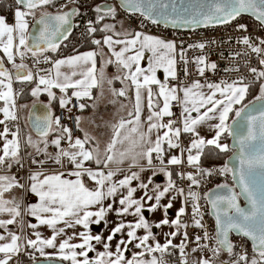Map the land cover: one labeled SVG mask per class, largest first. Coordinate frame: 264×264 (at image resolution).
<instances>
[{"label": "snow or ice", "instance_id": "obj_1", "mask_svg": "<svg viewBox=\"0 0 264 264\" xmlns=\"http://www.w3.org/2000/svg\"><path fill=\"white\" fill-rule=\"evenodd\" d=\"M119 5L130 13H139L145 19L152 23L171 22L178 26L195 25H223L234 21L242 13L252 14L262 25H264V0H210L206 4H201L190 13H177L173 16L165 11L168 5L163 0H118ZM53 0H16V4L28 11H22L17 7L14 12V24H8L4 16H0V47H2L7 60L12 62L15 70V79L19 82H31L38 78L36 87L32 89L31 94L37 96L41 91L47 92L50 101L56 99L54 88L59 89L63 94L59 97V104L66 108L75 97L80 110L89 105L81 102L84 98L97 99L92 96L94 88H102L105 80L104 67L108 64H115L118 71L123 75H117L108 79L107 83L112 85L113 80H119L122 84L130 82L129 86L133 90L134 96L129 97V86L120 89L111 88L113 97H126L133 100L132 107L127 112V118L121 116L117 123L111 125L112 136L110 141L101 153L98 146L88 148V143L94 139L88 133L84 134L83 139L76 137L73 141L71 130L66 125L61 124L59 117L53 118L50 109L45 106L46 111L43 115H36L35 111L30 112V123L33 130L40 137L43 147L38 142L33 141L29 135L27 143L35 147L36 154H44V159L35 160L33 163L44 165L52 162L61 167L65 162L71 165V170L66 174L56 172L52 174H43L41 172H32L28 179L30 185L28 191L39 197L38 203L27 204L24 206V213L36 218L39 225H46L52 229V236L42 238L39 231H34L35 239L27 238L26 247L21 244L22 237L9 231L8 225L13 224L17 217L21 216V203L13 198L4 199V193L12 190L14 187H24L19 185L16 176L0 174V214H7L11 219L0 220V229L7 232V236L0 235V264H13V258L16 257L15 264H21L19 254L24 253L26 248L32 249L28 253L31 264H38L34 253L38 252L41 257L51 259L53 256L60 261H70V264H167L163 259V254L168 252L169 248H179L182 257V264L185 255V244L179 246L173 245L167 235L175 236L172 232L166 235V242L161 245L156 242L149 244V240H155L151 231L152 227L160 228L162 225L174 226L179 230L181 227L187 228L182 217L186 214V206L191 202V223L193 226L202 228V213L198 203L200 195L193 190V185L198 186L200 180L197 176L203 178L211 175L212 170L199 166V161L207 146H213L220 152H227L229 145L220 142L221 136L227 133L235 140L233 145V158L236 163L230 166V161H225L224 165L218 169L221 175L231 173L237 181L240 193H237L227 184L217 185L218 189H226L227 194L219 191L209 190L204 196L211 205L212 214L215 217V237L214 246L211 249L214 257H218L221 251L226 252L230 257L237 256L234 261H221V264H264V83L260 84V94L254 101L242 104L245 96L248 94L250 85L244 83V78L229 82L220 80L211 82L208 79L193 80L185 84L179 81L177 73V57L184 65V74H189L187 65V49L180 46L177 53V43L175 40H167L153 35L145 34L141 31L121 32L115 31V25L105 23L100 31L104 32L103 44L108 47L111 56L115 60L108 59L102 62L99 79L96 76V56L103 55L95 51H86L65 58L56 59L52 62V69L55 70L53 76L52 69H39L34 76L31 70L27 69L24 63L16 64L14 55L24 56L21 46L31 52L33 57L42 54L48 50L57 51L60 43L67 40L73 31L72 17L79 15V9L74 7L68 11H59L56 14L42 13L36 23L40 26L34 35L28 32V22L26 16L31 14V9L37 6L50 5ZM97 13L96 22L99 23L105 17H115L116 7L112 4L97 5L94 9ZM175 13V4L172 6ZM237 30L247 31V25L238 24ZM85 31L92 35L97 31L93 26V21L86 22ZM113 32L117 37L108 35ZM29 37L32 43L29 44ZM18 41V43H17ZM92 44L99 46L101 40L92 39ZM214 40H202L195 44H189L188 49L199 48L203 50L206 45L214 44ZM238 43H243L259 57L260 70L257 67H251L250 71L259 80H264V39H260L259 45L252 42L247 35L238 38ZM116 46H120L116 50ZM145 52L151 53L148 57V67L142 68L140 60ZM132 53V54H129ZM48 56H44L45 62ZM39 63V60H36ZM196 65V72L200 77H205L208 70L215 71L218 68L216 62H211L203 54L198 55L192 61ZM62 66L72 69L70 74L61 71ZM157 68H162L165 73L163 82L156 76ZM79 69V71H77ZM234 69L226 68L225 71ZM45 74H41V73ZM13 73L4 66V61L0 60V100L4 101V107L0 112L4 113V119L0 124L5 125L0 136L4 137L2 149H0V172L11 168L14 163L21 164L19 158V129L10 133L11 139L7 136L10 132L6 121L15 120L14 93L12 90ZM79 76L80 78H75ZM169 78L177 80V84H169ZM7 81V83H5ZM152 85L158 86V92H154ZM3 89H7L6 91ZM71 89L69 97L68 90ZM206 89V90H205ZM147 92L148 115L146 117L147 131L144 130V121H142L143 111V93ZM103 93L101 92V95ZM219 95L220 98H217ZM162 98V107L159 100ZM177 101L181 106L180 126L172 119L163 122L164 117H171V102ZM256 102H260L256 106ZM110 103L115 104L113 99ZM241 105L240 107H234ZM95 108V102L90 105ZM126 105L121 104V109ZM70 111V110H69ZM234 112L235 116L231 119L242 117L245 121L246 131L241 132L234 124L228 123L229 114ZM193 113L196 115L193 116ZM71 118V117H69ZM79 117H76L77 127L79 128ZM218 119V123L211 125L215 130V135L206 139L200 136L198 126L209 120ZM53 124L56 125L53 128ZM156 131L155 140L151 139V134ZM161 130L162 134H161ZM59 131V135L48 140L50 132ZM67 134L68 148L61 147V141ZM190 134V142L187 146H182L180 136ZM54 145L58 151L48 152V144ZM117 145L122 147L117 148ZM165 145L167 148H165ZM180 149L181 154L187 153L186 162L196 168V173L179 172L181 179H188L190 184L187 191L176 186L172 179V173L169 165H179L183 161L181 156L168 155V150ZM195 152V154H193ZM154 154V155H153ZM167 156V163L165 159ZM126 160H130L128 168H122L119 165ZM141 160H146V167L140 164ZM158 161L154 163L153 161ZM94 164L95 167L85 166ZM116 165V167H113ZM134 168L138 170H133ZM149 169L152 176L148 177L149 183H145L141 173ZM158 173H163L167 177L165 184L152 183V177ZM122 178H116L117 175ZM65 175L74 176L75 179H66ZM41 176L43 178L41 179ZM91 180L94 184L89 188L85 180ZM136 181L137 186H131ZM150 184L152 185L150 187ZM143 190L144 194L136 198L134 193ZM174 193L167 204L162 205V198L166 194ZM243 195L247 201L248 207H241L237 203L239 195ZM183 197V204L175 213L174 219L169 220L168 209L173 206V200L176 197ZM118 205L115 206L117 203ZM112 199V203L105 201ZM154 201V203H153ZM147 205L150 212L163 208L165 212L164 219L155 224H150L142 214V209ZM93 207L96 208L92 211ZM108 212H115L118 217L133 216L134 222L125 223L123 219L116 222V226L111 228L108 236L105 238L102 234L92 235L88 229L90 223L99 224L103 222L107 225L106 215ZM201 217L197 219L196 217ZM95 217V219H93ZM62 225V226H59ZM31 228L36 229V224H30ZM77 226H82L84 231H75ZM66 229L72 230V234L62 238L57 243L58 237L66 235ZM127 229V239H121L115 244V250L112 249L110 242L115 238V234L121 233ZM145 230L144 235H138L137 230ZM237 232L242 237H247L252 241L253 251L259 256L248 262L245 254L234 252L235 245L230 239V233ZM79 238L80 243H73L74 238ZM211 239L207 231L203 237L197 235L195 240ZM184 239L187 240V232L184 233ZM103 246V251H97L93 245ZM135 245L136 249L143 251H133L131 258L126 256L125 250ZM206 247V246H205ZM46 248H52L53 253H47ZM197 249H193L196 251ZM89 252H95V257H90ZM161 253V258H157L155 253ZM150 259H145V256ZM194 264H213L212 260L201 258Z\"/></svg>", "mask_w": 264, "mask_h": 264}, {"label": "built area", "instance_id": "obj_2", "mask_svg": "<svg viewBox=\"0 0 264 264\" xmlns=\"http://www.w3.org/2000/svg\"><path fill=\"white\" fill-rule=\"evenodd\" d=\"M1 3V0H0ZM104 5V4H112L114 7H116V17L120 21H124L126 27L129 29V31H141L148 35L157 36L160 38H165L167 40H175L177 43V53L179 52L180 46H183V48L187 49V58L189 60V63L187 65L189 74L185 76L184 74V65L182 62L179 61L177 57V73L179 77V81H183L185 84L191 83L193 80H201V82L204 81V79H208L211 82H219L220 80H228L229 82L233 80H238L239 78H244V83L247 84H253L256 83L258 80L255 75L250 71L251 67H257L258 70L262 68V66L259 65V57L257 54L253 53L250 48H248L243 43H238V38L243 37L245 35L249 36L253 43L259 45L260 39H264V29L260 27L256 23V25L249 26L247 24V21L243 18V16H240L239 18H236L234 21H232L229 24H223V25H214L212 27H203L201 29H191L188 31H171L168 30L166 27H161L159 25H156V23H152L150 20L145 19L141 15L135 14H129L128 12L121 10L117 6V3L115 0H53V3L51 4V7L45 8L50 11H56L61 9H68L70 8H78L80 14L74 16V25H73V31L68 37L67 40H64L60 43V46L57 48V51L52 52V55H55L54 58L52 55L48 54L50 50L38 54L37 57H33L31 54L25 53L23 57H21L19 54L14 55V60L16 64L24 63L27 66L28 70H31L35 73L39 69H52V62L57 59L59 56L64 54V52H70L71 50H74L75 48H79L84 44L85 37L87 35L85 28H86V22L88 20L93 21V14L94 9L97 5ZM16 7L15 1L11 0V8L14 9ZM11 9V10H12ZM10 10V11H11ZM6 19L9 22L14 23V15L13 14H7L5 15ZM112 18L111 16L105 17L104 19ZM94 23V22H93ZM238 24H244L247 25V31L243 30H237ZM202 40H214V44L206 45V47L201 50L199 48H191L188 49L189 44H195L198 41ZM264 47V45H262ZM205 55L207 59L211 62H216L218 65L217 70L212 71L208 70L205 74V77H200L199 74L196 72V65L192 63L194 58L198 55ZM48 56V61L45 62L44 56ZM36 60H39V63H36ZM4 64L7 68L13 69L12 62L7 60V57H3ZM226 68L234 69L233 71H225ZM53 72V69H52ZM45 74V73H41ZM15 94H16V102L18 106L21 105V96L22 94L29 89V87L33 86V84L38 82V78H35L31 82H18L15 78ZM264 81V80H262ZM177 80L171 79L170 84H177ZM77 101L76 98H71V101L69 103L70 111L66 112V110L60 108L57 109L55 112V116L59 117L61 120L62 125H66L71 130V135L74 137L77 134V123H76V112L78 111L79 107H74L73 105H76ZM179 103L177 101L171 102V112L172 116L167 117V119H172L176 122L177 126H179L180 123V113H179ZM16 119L15 120H8L6 121L7 127H10L12 130L19 129V134L23 138L25 137V126L26 121L24 119V116L22 112L20 111V108H18L17 112L15 113ZM71 117V118H69ZM26 139V137H25ZM191 137L185 136L182 134L180 136V141L182 146H187L190 142ZM67 146L66 140L61 141V147L64 148ZM19 158L21 159V164H17L14 169L10 171L9 174L16 176L17 181L21 185H26V181L28 176L32 172L36 171H44L49 172L53 170L57 171H63L64 167H61L60 165L56 164H49V165H40L38 163H33V159L35 160H42L44 157L42 154L32 156L28 152L27 149V143L26 140L23 143V146L21 147V153L19 155ZM156 163V162H155ZM199 166L206 169H211V175L204 176L201 178L200 176H197V179L200 180V183L198 186L193 185V190L198 192L200 195V199L198 201L200 205V211L202 213V223L203 227L198 228L192 225L191 223V202L189 201L186 206V214L182 217V220L184 223L188 224L187 228L181 227L179 232L182 238V242L185 244V255L183 257V260L186 261V264H192V259L195 254H198L201 258H206L212 260L213 263L221 264V261H234L237 259L236 255L229 256L226 255L224 259H221V256L223 254L227 253H220L218 257L213 256V252L211 249L214 246V237H215V227L212 218L210 217L208 213L207 208V202L205 199L204 194L208 193L209 189H212V187H217V185L221 184H228L231 181V174L227 173L224 175H221L218 171L221 165H215V164H209L207 166L201 165L199 163ZM190 172L195 174L196 168L192 165L187 164L186 162H182L179 165L173 166V180L176 183V186L179 188H183L185 192L187 191V187L190 184V181L186 178L181 179L180 176L177 175L179 172ZM181 203L183 204V197H180ZM181 204V206H182ZM197 219H201V217H196ZM207 231L209 237L211 239H201L199 242L195 240V236L199 235L203 237L204 232ZM187 232V240L184 239V233ZM231 241L235 245L234 252L239 254H245L247 256V261L250 262L254 257L259 260L258 256L255 255V252L252 250L250 244L247 242L246 239L242 238L241 236L236 237H230ZM206 246V247H205ZM197 249L196 251H193V249ZM23 255H27V249ZM157 258H161V253L158 252L156 255ZM21 254H19V260H20ZM17 258L14 257L13 260L15 261ZM163 259L167 261V264H182V257L181 253L179 251V248H171L168 250V252L163 254ZM13 261V264L15 262ZM240 264H245V261H240Z\"/></svg>", "mask_w": 264, "mask_h": 264}, {"label": "crops", "instance_id": "obj_3", "mask_svg": "<svg viewBox=\"0 0 264 264\" xmlns=\"http://www.w3.org/2000/svg\"><path fill=\"white\" fill-rule=\"evenodd\" d=\"M71 8L69 7L68 9H61V10H56V11H50L44 8V12L43 13H51V14H56L59 11H68ZM96 16L97 13L94 12L93 14V26L97 28L96 31V39L97 40H101V44L99 46L94 47L93 49H86L83 52L86 51H95L97 53H103V55H97L96 56V76L99 79L100 76V68L102 67V62L106 61L108 59H112L115 60L114 57L111 56V53L109 52V49L107 46H105L102 42L103 40V36L105 35L104 32L100 31V29L103 28V25L105 23L107 24H113L115 25V31L116 32H121L124 29H127L129 31V29L126 27L124 21H120L116 16L109 18V19H103L102 21H100L99 23L96 22ZM35 17L32 16V14L29 15V21L28 24L30 25V27H28V32L30 33L29 29L31 28V24L33 22ZM72 24L74 25V16L72 17ZM131 32V31H130ZM108 35H113V32H108ZM114 39L117 38H123V37H117L115 35H113ZM30 39V38H29ZM120 46H116V50H119ZM24 53H28L31 54V52L26 51L25 49L23 50ZM83 52H75L72 53L71 55L74 54H78V53H83ZM3 52H1L0 49V60H2V58L4 57ZM132 54V53H129ZM151 55V53L149 52H145L144 57L140 60V66L142 68H147L148 67V57ZM69 56V55H68ZM67 56H59L57 59H61V58H65ZM56 60V59H55ZM13 71H15L13 69ZM62 72H65L67 74H70L72 69H69L67 66H62L61 68ZM77 71H79V69H77ZM53 76L55 74V70L53 69L52 72ZM14 75V74H13ZM104 75H105V80L103 81V85L102 88H94L92 90V96L97 98L95 101L93 99H88V98H84L81 102L89 105L88 107H86L83 110L78 109V111L76 112V117H79V128L77 127V134L73 137V141L76 137H79L81 139H83L84 134L88 133L89 136L93 137L94 139H92L87 147L88 148H92V147H96L98 146L100 148L101 153H103L104 148L106 147L107 143L110 141L111 136H112V129H111V125L115 124L118 122V120L120 119L121 116L127 118V112L128 110L132 107V103L133 100L126 98V97H113L112 93H111V88H116V89H120L121 87H125V86H129L128 81H126L124 84H122L119 80H113L112 85H109L107 83L108 79H112L117 75H123V72L118 71L117 67L115 64H108L107 66L104 67ZM156 76L159 80H161V82L164 81L165 79V73L163 71L162 68H157L156 70ZM75 78H80L79 76L75 77ZM169 84L171 83V78H169ZM5 83H7V81H5ZM14 85H15V81L14 78L12 77V90L14 93ZM36 87V83L33 84V86L29 87V89H27L26 91V100L25 101H21V109L23 111V116L25 118L26 121V126H25V131H26V143H27V137L30 135L32 137L33 141L38 142L40 147H43L42 143L40 142V137L34 133L32 131V129L30 128L29 122H28V115H29V111L31 109V107L34 105V103L36 102H41L44 106H47L48 109H50L53 118H55V112L57 109L62 108L59 104V97L61 95H63L59 89L54 88L52 91L54 92L56 99H53L50 101V98L47 94V92H43L41 91L37 96H33L31 94L32 89ZM153 91L154 92H158V86L156 85H152ZM3 90H7V89H3ZM71 89L68 90V96H71ZM101 92L103 93L101 95ZM134 93L133 90L131 89V87L129 86V97H133ZM144 96V101H143V111H142V121H144V130L147 131V123H146V117L148 115V108H147V92L146 90L143 93ZM28 98V100H27ZM73 98V97H71ZM115 99L116 103L112 104L110 103L111 100ZM95 102L96 107L93 108L90 105H92ZM121 104L126 105L125 108L121 109ZM159 104L162 107L163 105V100L162 98H160L159 100ZM180 105V104H179ZM239 105H235L234 107H238ZM4 107V101L0 100V108ZM64 110H66V112H68L70 110V106L69 104L67 105L66 108H62ZM181 106H179V113H181ZM231 115V113L229 114V116ZM194 116V115H193ZM4 118V113L0 112V120H3ZM167 117L163 118V122H167ZM180 121H181V116H180ZM219 121L217 120L216 122L213 120L211 121H207L206 123L198 126V132L200 134V136L206 138V139H210L215 135V130L211 127V125H214L216 123H218ZM77 123V122H76ZM229 123V122H228ZM180 126V123H179ZM56 125L53 124V128H55ZM3 126L2 124H0V132H3ZM161 130V134H162ZM59 131L56 132H50L49 136H48V140L51 141V139L55 138V136L59 135ZM156 131L154 130L151 134V139L155 140L156 138ZM185 136H190V134H184ZM8 139H11V135L10 133L7 136ZM65 140L67 142V146L64 148H68V139H67V134H65ZM221 143H224V141L220 140ZM4 143V137L0 136V149H2ZM27 148H29L28 151L30 153V155L32 156H36V151H35V147L29 145L27 143ZM186 146V145H185ZM117 148H120L122 150V147L120 145H117ZM165 148H167V146L165 145ZM59 149H57L54 145H52L51 143L48 144V152L50 153H54L56 151H58ZM2 154V153H0ZM42 156L44 157L43 153ZM193 154H195V152H193ZM154 155V154H153ZM168 155H177V156H181V159L183 162H186V157H187V153H183L181 154L180 149H171L168 150ZM45 158V157H44ZM154 163H158V161H153ZM131 163L130 160H126L123 164L119 165L122 168H128L129 164ZM165 163H167V156L165 159ZM187 163V162H186ZM49 164H55L52 162L46 163V165ZM141 165H144L146 167L147 161L146 160H141L140 161ZM17 164L14 163L13 166L11 168L6 169L3 172H0V174H7V175H11L9 174L10 171L12 169L15 168ZM57 165V164H56ZM85 166H89V167H95L94 164H87ZM173 166L175 165H169L168 168L172 173L173 170ZM64 169L63 171H57V170H53V171H49V172H44V171H36V172H41L43 174H52V173H56V172H64L65 174L71 170V165L67 164V162H65L64 164ZM113 167H116V165H113ZM133 170H138L136 168H134ZM152 176V172L151 170L147 169L141 173V177L143 179V181L145 183H149L148 181V177ZM29 177V176H28ZM43 178V176H41V179ZM66 179H75L74 176H68L65 175ZM116 178H122V176H120L119 174L117 175ZM173 178V175H172ZM167 181V177L164 176L163 173H158L156 176L152 177V183H160L161 185L165 184ZM19 183V182H18ZM26 185H24V187H14L12 190L5 192L4 193V199H8L11 200L13 198H16V200L20 201L21 203V216L16 218V221L13 224L8 225V229L11 232L16 233L17 235L21 236V244L24 245L26 247V239H24L25 237L27 238H32L35 239V236L33 235L34 231H39V233L41 234L42 238H49L52 236L53 232L52 229L47 227L46 225H39V222L36 220L35 217L27 215L24 213V206L27 204H32V203H38L39 202V197L35 196V194H32L28 191L29 185H30V181L27 178V181L25 182ZM86 186H88L89 188L93 187L94 184L91 180H85ZM136 181H133L131 186L136 187L137 186ZM19 185H21L19 183ZM152 185L150 184V187ZM144 194L143 190H138L136 193H134V196L136 198L141 197ZM175 195L174 193H170V194H166L165 198H162L161 200V204L165 205L168 203L169 199ZM112 199H109L107 201H105V205L107 203H112ZM154 203V201H153ZM181 200L180 197L177 196L176 199L173 200V206L171 209H168V218L169 220L176 218L175 217V213L177 212V210L181 207ZM115 206H119L118 205V198H117V203ZM92 211H95L96 208L93 207L92 209H90ZM142 214L145 216V218L149 221L150 224H155L158 223L159 221H161L162 219H164L165 216V212L164 209L161 207L156 211L150 212L147 210V205L145 206L144 209H142ZM7 219H11V217L7 214H0V220H7ZM93 219H95V217H93ZM106 219L108 221L107 225H105L103 222L99 223V224H95V223H90L89 224V229L88 231L92 234V235H96V234H102L105 238L108 236L111 228L116 226V222L120 219H123L125 221V223L128 222H134V217L131 215L128 216H123V217H118L115 212H108L106 215ZM30 224H36L37 228L33 229L31 228L29 225ZM62 226V225H59ZM85 229H83L82 226H77V228L75 229V231L79 232V231H84ZM180 230V229H179ZM179 230H177L176 227L174 226H169V225H162L160 228H156V227H152L151 231L153 232L154 236H155V240H149V244H154L156 242L160 243L161 245H163L166 242V235L170 234L172 232H176L177 234L175 236H171V235H167V239H170L173 245L179 246L182 242V238L180 235ZM127 229L123 230L121 233L119 234H115V238L112 242H110L111 247L113 250H115V244L117 242H119L121 239H127V235H126ZM72 234V230H68L66 229V235L63 237H58L57 238V243L59 242L60 239L62 238H66V236L71 235ZM137 234L138 235H144L145 234V230L143 229H138L137 230ZM0 235H5L7 236V232H5L4 229H0ZM73 243H80V239L74 238L73 241H71ZM93 245L95 246L97 251H103V246L100 244H96L95 241L92 242ZM178 248V247H176ZM30 249V248H29ZM171 249V247L169 248ZM32 250V249H31ZM144 249H136L135 245H132L129 249L125 250L126 252V256L128 258H131V254L133 251H143ZM45 251L47 253H53L55 250L52 248H46ZM95 252H89V256L90 257H95ZM158 252L155 253V255H157ZM34 255H36L37 259H44L45 257H41L39 255L38 252L34 253ZM158 257V256H156ZM59 259L56 256H53L51 259ZM150 256H145V259H150ZM201 259L200 256H198V254H195V256H193L192 259V264H194V262L199 261ZM63 262H67L68 264H70V261H63Z\"/></svg>", "mask_w": 264, "mask_h": 264}, {"label": "water", "instance_id": "obj_4", "mask_svg": "<svg viewBox=\"0 0 264 264\" xmlns=\"http://www.w3.org/2000/svg\"><path fill=\"white\" fill-rule=\"evenodd\" d=\"M115 1L117 3V6L119 8H121V10L126 11L123 7H121L119 5L118 0H115ZM163 2L168 5V8L165 11H167L168 13H171L173 16H175L177 13H179V14H185V11L186 10H187L188 13H190L192 10L196 9L197 7H199L202 3L203 4H206V3L210 2V0H163ZM15 3H16V0H15ZM173 4H175V13H173V11H172ZM100 5H102V4H100ZM39 7L40 6H38V8ZM25 10H27V9H25ZM126 12H128V11H126ZM128 13L129 14H132V15H135V14H138L139 15V13H130V12H128ZM40 16L35 17L34 20H33V22H32V24H31L30 34H32V35H34L35 33H37L38 30H39V27L40 26L36 23V21L40 18ZM240 16H246L248 19H250L251 21L256 22L258 25H260L261 28L264 29V25H262L252 14H250V13H242ZM240 16H238L237 18H239ZM156 25H159L161 27L162 26L163 27H166V28H168V30H171V31L178 30V31H181V32L188 31V30H191V29L197 30V29H201L203 27H207V26H204V25L178 26V25H173L171 22H167V23L161 22V23L156 24ZM212 26H214V25H209L208 27H212ZM29 38L30 39H29L28 42H29V44H31L32 43L31 37H29ZM4 66H6V65L4 64ZM9 70L13 74L15 73V71H13L11 69H9ZM13 76H15V74ZM259 103L260 102H256V106L257 107L259 106ZM32 111H35V114L36 115H43L44 112L46 111V108H45V106L41 102H36V103H34V105L31 107V109L29 111L28 122H29V125H30V128L32 129V131L34 133H36L33 130L32 125L30 123V112H32ZM230 122H231L230 124H234L235 127H238L241 132L246 131L245 121L243 120L242 117L235 118V120L231 119ZM234 144H235L234 138L232 136H229L228 137V145H229V148H230V154L228 155V157L224 161H230V166H233L236 163V161L234 159H231L230 160V158H233V152H234L233 145ZM228 186L231 187V188H233V190L235 192L240 193L239 185H238L237 181L234 179L233 175L231 176V182H230V185H228ZM209 190H212L213 192L219 191V192H221L223 194H227V190L226 189H218L217 187H214V188L212 187V189H209ZM209 190H208V192H209ZM206 202H207L206 204H207V208H208V213H209L210 217L212 218L213 223H214V227H215V217L212 214L211 205L208 203L207 199H206ZM237 203L241 207H245V208L248 207L247 201H246V199L244 198V196L242 194L238 196ZM238 235L241 236L237 232L230 233V237H236ZM242 238H244V239L247 240V242L250 244V246H251V248L253 250L252 241L250 239H248L247 237H242ZM221 252L222 253H226L224 251H221ZM27 264H31V262H28ZM38 264H67V263H65L63 261H60L59 259H55V258H53V259H46V258H44V259H40L38 261Z\"/></svg>", "mask_w": 264, "mask_h": 264}, {"label": "trees", "instance_id": "obj_5", "mask_svg": "<svg viewBox=\"0 0 264 264\" xmlns=\"http://www.w3.org/2000/svg\"><path fill=\"white\" fill-rule=\"evenodd\" d=\"M10 3H11V0H1V3H0V9L3 13H6L8 12V10H10ZM51 7V4L50 5H44V6H40L39 8H50ZM243 18L247 21V24L249 26H254L256 25V22L254 21H251L250 19H248L246 16H243ZM97 35H96V32L93 33L91 36L90 35H86L85 37V41H84V44L79 47V48H75L74 50H71L70 52H66L64 53L65 56H68V55H71L72 53H75V52H82L86 49H93L94 47H96L97 45H94L91 43L92 39H96ZM50 55H52V51H48ZM53 57V55H52ZM19 82V81H18ZM259 82H262V80H257L256 83H253V84H249L250 87H249V91H248V94L245 96V99L244 101L242 102V104H247L249 101H254V99L252 98L254 95L253 93L255 92V88H256V85L259 83ZM27 91H25L22 96H21V101H25L26 100V93ZM26 93V94H25ZM28 100V98H27ZM241 105H239L240 107ZM57 111V110H56ZM235 116V113L232 112L231 115H230V119H229V123H231V118ZM228 137L229 135L227 133H224L222 136H221V139L222 141L225 142V144H228ZM230 154V148L227 152H220L218 149H216L215 147L213 146H207L205 149H204V152H203V155L201 156V159L199 161V163L201 165H209V164H215V165H221L223 166L224 163H225V159L228 157V155ZM172 175L174 176V173H173V170H172ZM230 184V183H228ZM225 255H228V254H225ZM255 255L258 256V254L255 252ZM259 257V256H258ZM42 259V258H40ZM40 259H37V261H39ZM24 263L27 264L28 262H30L29 258H25L24 260ZM67 263V262H66ZM68 264V263H67ZM213 264H216V263H213Z\"/></svg>", "mask_w": 264, "mask_h": 264}, {"label": "rangeland", "instance_id": "obj_6", "mask_svg": "<svg viewBox=\"0 0 264 264\" xmlns=\"http://www.w3.org/2000/svg\"><path fill=\"white\" fill-rule=\"evenodd\" d=\"M17 7H21V6H19V5H17L16 4V7L14 8V9H12L11 8V3H10V10H8V12H6V13H3L2 11H1V9H0V16H4L5 18H6V16L5 15H7V14H13L14 15V12H15V9L17 8ZM21 10L22 11H28V10H25L24 8H22L21 7ZM31 11V14H32V16L33 17H37V16H40L43 12H44V8L42 9V8H38V6L37 7H35V8H33V9H31L30 10ZM30 15V14H29ZM29 15H27L26 16V20H27V22L30 20L29 19ZM6 21H7V23L8 24H14L13 22H9L7 19H6ZM29 25V24H28ZM29 27H30V25H29ZM29 31H30V29H29ZM17 43H18V41H17ZM0 49H1V52H3V49H2V47H0ZM24 50V48H23V46H21V51H23ZM83 52V51H82ZM65 53V52H64ZM3 54V56L6 58L7 56L4 54V52L2 53ZM65 54H62L61 56H64ZM54 56L55 55H53V58H54ZM261 83H264V81H262V82H259L257 85H256V90H255V92L253 93V99H255V97L257 96V95H259L260 94V84ZM206 90V89H205ZM217 98H220L219 97V95H217ZM14 104H15V108H14V111H15V113L17 112V110H18V108H20V111L22 112V114H23V111H22V109H21V105H20V107L18 106V104H17V102H16V94H15V86H14ZM239 107V106H238ZM193 115L195 116L196 114L195 113H193ZM26 118V116L24 117V119ZM4 119V118H3ZM215 122L218 120V119H213ZM213 120H209V121H213ZM2 126H3V129H4V127H5V125H3L2 124ZM9 128V130H10V132L9 133H11L12 131H17V130H12L10 127H8ZM3 131V130H2ZM25 137H26V135H25ZM25 137H21L20 136V134H19V145H20V147H19V155H20V153H21V147L23 146V143H24V141L26 140L25 139ZM28 147V146H27ZM27 149H29V148H27ZM29 151V150H28ZM30 152V151H29ZM27 249V255H23V253H21V257H20V261H21V264H25L24 263V259L25 258H29V256H28V253H32V250L31 249H29V248H26ZM25 253V252H24ZM36 256V255H35ZM224 257H226V255L225 254H223L222 256H221V259H224ZM258 259H260V258H258ZM14 261V260H13ZM15 262V261H14Z\"/></svg>", "mask_w": 264, "mask_h": 264}]
</instances>
